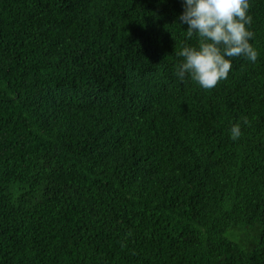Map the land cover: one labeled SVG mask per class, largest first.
<instances>
[{
	"label": "trees",
	"instance_id": "obj_1",
	"mask_svg": "<svg viewBox=\"0 0 264 264\" xmlns=\"http://www.w3.org/2000/svg\"><path fill=\"white\" fill-rule=\"evenodd\" d=\"M249 3L257 60L203 89L182 0H0V264H264Z\"/></svg>",
	"mask_w": 264,
	"mask_h": 264
},
{
	"label": "clouds",
	"instance_id": "obj_2",
	"mask_svg": "<svg viewBox=\"0 0 264 264\" xmlns=\"http://www.w3.org/2000/svg\"><path fill=\"white\" fill-rule=\"evenodd\" d=\"M249 0H182L179 24L187 25L186 39L195 43H182L176 52L181 57L175 75L183 81L190 77L203 89L213 88L226 79L231 68L230 58L242 56L255 62L258 52L250 43L252 17ZM247 123V118L244 119ZM242 134L240 123L230 129V138Z\"/></svg>",
	"mask_w": 264,
	"mask_h": 264
}]
</instances>
